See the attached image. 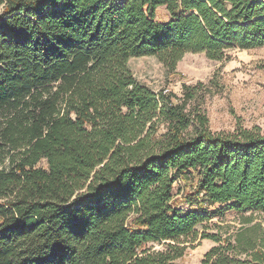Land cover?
<instances>
[{"label":"trees","instance_id":"16d2710c","mask_svg":"<svg viewBox=\"0 0 264 264\" xmlns=\"http://www.w3.org/2000/svg\"><path fill=\"white\" fill-rule=\"evenodd\" d=\"M260 46L264 0H0V264H181L200 237L201 264H264L260 223L198 229L264 212V129L213 132L195 86L178 99L129 66Z\"/></svg>","mask_w":264,"mask_h":264},{"label":"rangeland","instance_id":"374dc122","mask_svg":"<svg viewBox=\"0 0 264 264\" xmlns=\"http://www.w3.org/2000/svg\"><path fill=\"white\" fill-rule=\"evenodd\" d=\"M158 15L165 19L167 12L159 8ZM228 58L215 60L206 53H186L175 71L168 70L155 56L133 57L129 66L136 78L150 85L157 92L183 98L184 85L196 87L195 97L189 101L192 113L206 114L213 132H233L239 127L259 125L264 129V46L252 49L230 48ZM188 191L183 179L177 182L174 195L180 199ZM180 206L188 208L183 201ZM252 217L251 223L245 218ZM260 223L264 227V212H239L229 209L223 215L198 225L200 233L219 232L234 238L243 226ZM217 243L209 238H199L190 244L181 264H201L204 254ZM155 249L163 244L150 243Z\"/></svg>","mask_w":264,"mask_h":264},{"label":"built area","instance_id":"2783aa9c","mask_svg":"<svg viewBox=\"0 0 264 264\" xmlns=\"http://www.w3.org/2000/svg\"><path fill=\"white\" fill-rule=\"evenodd\" d=\"M163 92H164V93H167L168 91H167V89H166V90H164Z\"/></svg>","mask_w":264,"mask_h":264}]
</instances>
